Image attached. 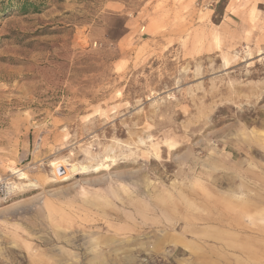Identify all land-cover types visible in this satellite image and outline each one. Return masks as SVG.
Returning <instances> with one entry per match:
<instances>
[{
    "label": "rangeland",
    "instance_id": "rangeland-1",
    "mask_svg": "<svg viewBox=\"0 0 264 264\" xmlns=\"http://www.w3.org/2000/svg\"><path fill=\"white\" fill-rule=\"evenodd\" d=\"M29 1L0 0V264H264V0Z\"/></svg>",
    "mask_w": 264,
    "mask_h": 264
},
{
    "label": "crops",
    "instance_id": "crops-1",
    "mask_svg": "<svg viewBox=\"0 0 264 264\" xmlns=\"http://www.w3.org/2000/svg\"><path fill=\"white\" fill-rule=\"evenodd\" d=\"M215 179H217V184H219V185H221L222 183L223 184H226V185H228L229 186V191L232 193L231 194V196L230 197H234V198H236V199H241L242 197H240L239 195L240 194H242L241 192V190L245 187V185H244V183L243 182H239L237 185H234L233 183V178H231V179H225V180H219L218 178H215ZM233 195H235V196H233ZM238 199V200H239ZM238 200H236V203H238L239 201ZM172 212H173V210H171ZM115 213V212H114ZM129 218H124V220H125V222H127V223H129L130 225H132L131 224V222L128 220ZM168 229H169V232H168V234H166L165 236H163L164 238H163V240L162 241H167L165 244H170V245H175L176 243H178L179 242V237L178 236H175L174 235V233L173 232H171V231H174V229H175V226L173 225V224H171V226L170 227H167ZM144 229V225L143 224H139V231L141 232L142 230ZM184 233H185V230L183 231ZM170 239V240H169ZM88 255H90V257L91 258H94V257H108V256H110V257H112L113 255H110V254H105V253H93V254H88ZM119 256H121L122 258H136V257H138V255H135V253H124V254H119ZM30 257H32V258H34V257H37L35 254H31L30 255Z\"/></svg>",
    "mask_w": 264,
    "mask_h": 264
},
{
    "label": "bare ground",
    "instance_id": "bare-ground-1",
    "mask_svg": "<svg viewBox=\"0 0 264 264\" xmlns=\"http://www.w3.org/2000/svg\"><path fill=\"white\" fill-rule=\"evenodd\" d=\"M225 64V63H224ZM188 128V127H187ZM149 133V132H148ZM128 139V138H127ZM129 140V139H128ZM118 142V141H117ZM133 142V141H132ZM125 143V142H124ZM122 144V143H121ZM135 144V143H134ZM112 145V144H111ZM124 145V144H123ZM119 146V145H118ZM129 147V146H128ZM117 148V147H116ZM125 148V147H124ZM105 149V148H104ZM120 157V156H119ZM174 157V156H173ZM113 158H114V156H113ZM118 158V157H117ZM116 158V159H117ZM125 158V157H124ZM113 160V159H112ZM120 160V159H119ZM52 165H53V171H54V173L56 172V171H61V169L64 171L63 172V174L66 172V170L69 168V166H68V164L65 162V160H61V161H55L54 163H52ZM100 166H102L101 164H97V165H95V166H93V168H94V170L96 171V169L97 168H99ZM106 166V165H105ZM105 168V167H104ZM87 169H89L88 168V165H80V164H78L77 165V170L79 171V172H84V171H86ZM89 170H91V169H89ZM93 170V169H92ZM71 172V171H70ZM62 174V175H63ZM67 172H66V174L65 175H63L61 178H65V177H67ZM58 176H61L60 174L58 175ZM7 184H8V189H9V192H12V189H13V186H11L10 185V183H9V181L7 182ZM144 184V183H143ZM132 185V184H131ZM26 208V207H25ZM29 209V208H28ZM175 235V234H174ZM163 237V236H162ZM161 237V238H162ZM170 240V239H169ZM130 248V247H129ZM81 256V255H80ZM82 257V256H81Z\"/></svg>",
    "mask_w": 264,
    "mask_h": 264
},
{
    "label": "trees",
    "instance_id": "trees-1",
    "mask_svg": "<svg viewBox=\"0 0 264 264\" xmlns=\"http://www.w3.org/2000/svg\"><path fill=\"white\" fill-rule=\"evenodd\" d=\"M7 1H8V4L11 2V0H7ZM16 1L19 2L20 8H22L24 10L29 9L30 7L31 8H34L35 7V3L32 2V1H29V0H16ZM3 2H5V1H3ZM5 7H3V8H5Z\"/></svg>",
    "mask_w": 264,
    "mask_h": 264
},
{
    "label": "built area",
    "instance_id": "built-area-1",
    "mask_svg": "<svg viewBox=\"0 0 264 264\" xmlns=\"http://www.w3.org/2000/svg\"><path fill=\"white\" fill-rule=\"evenodd\" d=\"M9 193L8 184L5 181H0V200L5 199Z\"/></svg>",
    "mask_w": 264,
    "mask_h": 264
}]
</instances>
